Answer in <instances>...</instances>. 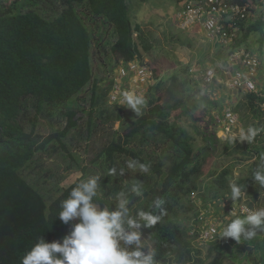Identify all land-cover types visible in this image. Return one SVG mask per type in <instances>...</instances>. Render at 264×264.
I'll use <instances>...</instances> for the list:
<instances>
[{"label":"trees","instance_id":"16d2710c","mask_svg":"<svg viewBox=\"0 0 264 264\" xmlns=\"http://www.w3.org/2000/svg\"><path fill=\"white\" fill-rule=\"evenodd\" d=\"M47 1L12 0L0 5V264H21L38 238L43 237L46 243L62 241L79 222L69 221L65 225L58 215L62 201L84 178L86 169L68 164L67 171H81L82 176L60 190L49 203L42 188L27 181L26 176L34 171L35 159L50 151L60 152L63 158L73 162L74 157L66 145V140L73 134L84 136L87 143L90 140L94 111L108 91L100 89L99 81L93 79L92 46H99L98 41L110 31L113 37L110 53L117 66L133 60L142 62V53L151 49L140 29L133 26L125 0H57L60 12L51 20L33 9L37 3ZM232 2L247 5V0ZM78 7L84 9L86 22L78 14ZM236 25L241 32L237 46L252 33H258L262 50L264 10L255 20L244 19ZM89 86V109L84 120V109L79 108L76 101ZM161 88L158 83L147 89L144 95L149 97L146 110L125 127L122 138L112 140L99 156L104 157L109 173L117 155L133 156V160L141 161L142 146L150 138L154 141L160 136L162 141L170 143L169 148L175 147L174 155H161L163 161H157L152 167L160 181H153L152 196L142 210L162 215V219L143 231L156 250L158 263L168 259L172 264H184L191 261L193 247L178 222L183 200L191 204L190 196L197 192L198 181L203 177L211 179L213 190L221 191L223 196L230 195L233 170L226 167L215 174L210 163L207 168L209 153L216 150L214 144L218 142L215 134L204 135V148L196 152L193 139L176 122H171L172 113L181 107V102L172 103L168 97L150 96L151 91L158 92ZM263 95L246 96L248 107L258 121L264 119ZM122 111L115 114L117 120L121 119ZM55 116L63 123L62 127L42 134L39 130L42 122L52 123ZM84 122L86 130L83 134ZM260 129H264V122ZM134 140L140 146L136 154L128 149ZM225 142L223 152L239 153V160H253L254 169L260 163V156L264 153V131L253 143L238 142L235 149L231 148L234 145L231 138ZM253 170L234 182L246 186V196L256 199L258 186L252 179ZM27 171L29 173L25 174ZM108 173L101 180V191L106 195L119 188L116 184L118 175L109 176ZM158 199L164 202L163 214L155 208L154 201ZM96 202L105 206L103 201L97 199ZM208 259L206 264H264V235L240 244L231 238L228 243H215L209 247Z\"/></svg>","mask_w":264,"mask_h":264},{"label":"rangeland","instance_id":"374dc122","mask_svg":"<svg viewBox=\"0 0 264 264\" xmlns=\"http://www.w3.org/2000/svg\"><path fill=\"white\" fill-rule=\"evenodd\" d=\"M11 1L12 0H0V5H6ZM249 2L250 6H254V8L251 9L248 6V20L253 21L259 15L260 11L264 10V3L258 0H250ZM177 3L179 2H176V4ZM36 5L37 6L33 7V9L49 20L55 18L60 12L57 0H48L46 3L39 2ZM179 7L180 5H177L173 11H176ZM77 11L86 22L87 15L84 9L78 7ZM166 16L162 25H164V28H166V25L167 27L171 26L173 29L172 34H166V32H164L161 34L160 38L151 36L150 39L152 41H148L151 45V49L146 53H142V62L152 69L154 73V85L159 83L162 86L158 92L151 91L150 96L168 97L172 103L177 100L181 102V107L172 113L171 122H176V124L183 128L193 139L196 152L204 148V135L212 136V134H215L216 141L218 142L214 144L216 150L210 151L209 153L207 168L210 163L211 170L217 174L223 168L231 167L233 174L230 183L241 177H246L250 171L254 169V161L239 160L241 157L239 153L232 154L231 152L228 154L227 152H223L226 142H224L225 137L222 136L221 126L217 121L218 119H222L223 111L226 108L231 109L239 117V127L237 131H240L241 128L247 129L249 126L261 128L264 119L258 121V118L252 114L248 107L247 95L244 94L243 91L230 90L224 84L228 79L227 76L220 75L219 78L222 79V83H214L208 90L203 88L202 74L204 70L208 67H215L216 69L219 67L223 68L225 64V56L221 51L222 49H219L215 41L209 40L201 30V33L195 36L196 38L177 30L175 27L174 12ZM132 23L135 25L136 21L132 19ZM240 38L241 32L237 30L236 40ZM259 41L260 35L258 33H252L240 46L245 47L258 58L259 71L257 72L255 81L259 92L264 94V45L262 46V50H260ZM98 42H100L99 46L95 45V47L93 45L91 49L90 64L92 76L93 79L99 81L100 89L104 91L108 89V91L105 96L101 97L99 105L96 106L94 111V121L90 140L87 143V139H85L84 136L80 135V138L78 133L73 134L72 137L66 140V145L74 157L73 162L69 161L67 157L66 159L63 158L60 152L51 153L50 151L35 159L36 164L34 166V171L26 176L27 181L35 185L37 183L42 188V194L47 200V203L54 199L60 190L66 189L82 176L81 171L66 170L70 163L74 166L79 165V167L86 169L82 180L97 175L100 177V180L104 179L107 176L108 170L104 157L99 156L100 152L104 147H107L112 140H118V137L122 138L125 127L138 117L132 110L128 109L126 105L117 106L110 104V88L117 76V64L110 53V45L113 42L111 32L108 31L104 39ZM89 92L90 86L79 95L76 101V105L84 109V120L86 117L85 113L88 112L89 109ZM147 96L148 94L146 97ZM148 100L149 97H147L146 103ZM146 108L147 106L145 104L141 109V113L146 110ZM118 110L123 111L121 113V119L117 120L115 114ZM62 124L63 123L58 120L57 116H55L52 123H47V121L44 123L43 121L39 130L42 134H47L52 130L61 128ZM121 126H123L122 129ZM85 130L86 126L84 122L81 132L84 134ZM236 140L237 139L231 138V141L234 143L231 148L233 147L235 149L237 143L240 142ZM120 142H122V139ZM246 143L247 142H245V144ZM169 144L170 143H167L164 139L162 141L160 136H157L154 141L150 138L142 146L143 155H139V159L141 160L139 162L150 165V171L148 173H141L138 169L134 171L127 168V162L133 160V156L117 155L114 159L115 163L113 168L116 169V175L114 176L116 177L118 175L116 184L120 189L114 188V190L107 193V195L105 191H101V196L98 200L105 203L104 207L111 206V208L114 209L116 194L120 191L129 193L132 182L138 180L143 184V197L132 198L130 196V199H132L130 208L133 215H135L138 210L144 209L152 196L150 189L152 188L153 181H160V178H157L153 172L152 167L157 161H163L161 155L175 154V147L169 148ZM139 147V143L134 140L130 143L128 149L136 154ZM122 168L125 172L123 176L119 174ZM28 173L29 171L25 172V174ZM256 194V199L243 196L241 200H237L233 203L240 204L244 202L248 206L250 205L254 210L264 207V188L258 187L256 189ZM195 196L200 199V202ZM195 196L194 205H196V208L192 206L189 201L184 199L183 208L180 210L178 218V222L180 226L185 229L188 238V232L191 229L196 230V228L201 226V222L198 219V221H193L197 217L196 211H198V213L199 211L202 212L206 218L205 221H202V224L204 222H213L216 225L219 224V234L222 227L230 222L231 219L235 218L233 216H228V211L232 208L229 203L230 200L224 199L221 191L213 190L211 179L203 177L198 181V190ZM205 211L209 212L207 217L205 216ZM229 239L230 238H220L219 235L215 243L217 245L221 244L223 241L228 243ZM189 240L193 247L190 254L191 261H187L184 264H200V262L206 264L209 261V247L214 246L215 243L205 245L198 243L196 239L189 238ZM146 246H151L149 241H146ZM158 264H172V262L166 259Z\"/></svg>","mask_w":264,"mask_h":264},{"label":"clouds","instance_id":"9594fccd","mask_svg":"<svg viewBox=\"0 0 264 264\" xmlns=\"http://www.w3.org/2000/svg\"><path fill=\"white\" fill-rule=\"evenodd\" d=\"M123 97V104L139 116L146 104L145 98L128 92H124ZM261 131L264 129L251 126L247 129L241 128L238 141L251 144ZM127 168L134 171L138 169L141 173L150 171V165L140 163L138 160H129ZM119 174L121 176L125 174L123 168ZM108 175H116V169H110ZM252 179L259 188H264V153L261 154L260 163L252 172ZM229 188L230 195L225 194L223 198L232 201L229 202L230 206L238 204L233 202L247 195L244 185L231 182ZM129 193L120 191L116 194L114 209L101 207L96 202L101 196L100 177L97 175L81 180L70 191L68 198L62 201L58 215L65 225H68L69 221L79 222L73 226L69 235L62 238V241L46 243L43 237L38 238V242L22 258L21 264H158L156 250L146 246L148 236H145L143 229L155 226L161 221L162 215L145 210H138L135 215L132 214L130 196L143 197L141 181L134 180ZM163 203L159 199L154 201L155 208L160 209L162 214ZM244 211L247 215L243 217L234 212L228 215L235 218L222 227L220 238H231L240 244L264 235V207L255 210L244 208Z\"/></svg>","mask_w":264,"mask_h":264},{"label":"built area","instance_id":"2783aa9c","mask_svg":"<svg viewBox=\"0 0 264 264\" xmlns=\"http://www.w3.org/2000/svg\"><path fill=\"white\" fill-rule=\"evenodd\" d=\"M258 1L264 3V0ZM248 16V5L240 6L232 0H191L187 1L176 13L175 22L180 31L189 32L199 27L206 37L215 41L224 53L223 68L208 67L204 70L202 85L205 90H208L214 83H222L219 76L224 75L228 77L224 84L230 90H240L246 95L258 96L260 94L255 81L259 71V60L245 47L237 46L236 43V31L238 30L236 22L248 19ZM116 70L117 76L109 94L111 105L124 106V92L144 96L146 89L154 84L152 70L137 60L120 64ZM217 123L221 126L224 140L238 138L239 118L231 109H224L222 119H218ZM194 196L195 193L190 196V201L195 207ZM196 199L200 202L199 198L196 197ZM231 206L228 215L234 212L236 215L245 216L247 212L244 208L251 210L245 203ZM208 213L205 211L206 217ZM197 219L201 222V226L196 230L191 229L189 236L200 244L207 245L215 242L219 235V224L216 225L213 222L202 224L206 218L200 211L193 221Z\"/></svg>","mask_w":264,"mask_h":264},{"label":"crops","instance_id":"0c3cea01","mask_svg":"<svg viewBox=\"0 0 264 264\" xmlns=\"http://www.w3.org/2000/svg\"><path fill=\"white\" fill-rule=\"evenodd\" d=\"M128 8V14L131 18V21H136V26L140 29V32L143 38L146 41H152L150 39L151 36H155L160 38L161 34L166 32V34H172V28L167 27L164 28L162 25L164 19L167 17L166 15L174 12V19L178 10L182 8V6L191 0H125ZM250 0H247L249 8L253 9L254 6H250ZM253 1V0H251ZM176 2H179L176 4ZM177 5H180L179 9L173 11ZM155 16V17H154ZM177 28V26H175ZM165 30V31H164ZM177 30H179L177 28ZM180 31V30H179ZM182 32V31H180ZM186 35H190L193 38L200 34V28L195 27L190 32H182ZM220 51V50H219Z\"/></svg>","mask_w":264,"mask_h":264}]
</instances>
